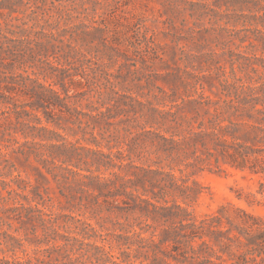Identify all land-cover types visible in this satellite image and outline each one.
<instances>
[{
	"label": "rangeland",
	"instance_id": "obj_1",
	"mask_svg": "<svg viewBox=\"0 0 264 264\" xmlns=\"http://www.w3.org/2000/svg\"><path fill=\"white\" fill-rule=\"evenodd\" d=\"M52 1L55 6L64 8L63 19L58 18ZM99 1L102 5L94 8L91 0H10L9 3L0 0L2 62L15 64L17 59L12 54L25 52V59H34V68L25 65L15 69L13 74L33 76L31 72H40L39 80L56 90H60L54 86L58 72L51 73V68L66 70L65 75L72 76L75 82L68 84V78L64 79L70 90L69 104L77 110L71 113V119L67 120V116L62 120L60 126L48 125L55 134L40 133L48 138L43 141L46 145H23L24 154H12L8 164L13 165L12 173L9 177L0 176V181L20 176L29 184L20 182L25 189L18 191L29 198L30 204L39 203L38 207L45 212L71 213L76 218L89 219L96 228L99 221L102 233L120 232L125 218L133 217L120 208V203H113L111 211L99 206L96 217L91 219L90 210L68 211L66 200L60 195L62 185L46 171L59 170L53 169L51 162L42 163L43 160L59 163L53 158L62 152L69 156L71 164H78L79 168L95 175L107 176L111 168L99 166L96 169L92 165L96 159L105 160L97 157L100 154L89 151L92 150L113 156L116 163L119 158L124 164L131 163L133 167L125 169L137 174L142 173L139 167L151 166L169 172L168 166H171V172L187 185L196 188L192 184L196 182L200 192L197 199L184 204L175 196L166 195L165 200L170 204L177 201L198 219L227 203L264 218V203L258 193L259 185H264V174L254 175L216 163L202 145L204 142L208 148V136L193 140L188 132L190 128L197 132L199 124L204 131L208 129L209 101L218 102L215 107L219 108L227 93L241 92L246 87L264 90V0ZM96 12L102 13V18ZM68 43L78 53L72 52L65 58ZM8 46L15 51L10 52ZM88 68L94 69L92 75ZM107 77L115 85L114 92L106 87ZM98 90L102 92L101 97L96 93ZM170 108L178 112V121L182 124L178 131L187 137L181 141L189 142V146L182 142L171 155L144 143V138L151 135L142 132L144 128L168 136L164 131L166 125L147 122L153 109ZM209 108L212 110L213 106ZM153 115L159 118L156 112ZM240 129L238 135L246 130L242 125ZM138 133L140 137L136 138ZM18 138L24 141L21 136ZM134 138L136 151L130 153ZM51 144L59 147L56 149ZM63 191L68 194V190ZM249 193L263 204L248 205L243 198ZM237 194L242 199H237ZM12 198H16L13 202L27 205L21 197ZM33 226V222L25 219L3 223L0 241L10 240L15 251L0 245V257L23 260L25 253L38 248L30 242ZM5 233L29 239L17 245Z\"/></svg>",
	"mask_w": 264,
	"mask_h": 264
},
{
	"label": "trees",
	"instance_id": "obj_2",
	"mask_svg": "<svg viewBox=\"0 0 264 264\" xmlns=\"http://www.w3.org/2000/svg\"><path fill=\"white\" fill-rule=\"evenodd\" d=\"M9 2L10 0H5V3ZM52 2L54 5L55 2ZM91 3L94 8L102 5L99 0H91ZM54 8L58 18L63 19L64 8L55 5ZM102 15L97 14L101 18ZM65 45H68V52L63 57H69L72 52L78 53L69 43ZM38 46L41 47V44L38 43ZM8 50L15 51L9 46ZM12 55L17 59V67L13 63L2 62L3 59L0 58V176L6 177L12 173L10 171L13 165L8 166L12 154H24L23 145H46L43 141L48 138L40 133L55 134L48 125L60 126L62 120L67 116V120L71 119V113L77 111L69 104L70 90L64 79L68 78V84L73 85L75 82L71 80L72 76L65 75L66 70L51 68V73L58 72V80L54 86L60 90H56L45 81L39 80L37 75L40 72H31L33 76L13 74L15 69L25 65L31 69L35 64L33 58H24L25 52ZM45 58L50 63L49 58ZM88 62L92 63L91 60ZM87 71L91 75L94 73L93 68H88ZM107 75L114 77L110 73ZM105 83L107 89L114 92L115 85L109 77ZM96 93L102 96L100 90ZM129 97L141 104L136 98ZM225 97L219 108L215 107L218 102L209 101L208 129L204 131L199 124L198 131L190 128L189 134L193 140L208 136V148L204 142L202 145L208 151V157H214L216 163L221 162L230 168L248 171L254 175L264 174V90L246 87L244 91L235 90L227 93ZM210 105L213 106L212 110ZM152 111L159 118L152 113L147 123L166 125L164 131L168 136L157 130L145 131L142 128V132L151 135V138H144V143L156 146L158 152L170 155L182 142L189 146V142L181 141L187 137L178 131L182 124L178 121L177 111H172L171 108L166 111ZM241 125L246 130L238 135ZM29 137L31 140H28ZM139 137L140 133L136 134V138ZM37 138L41 141L36 142ZM51 146L56 149L59 147L53 144ZM136 146L134 138L128 151L134 153ZM89 151L100 154L97 157L105 159H96L92 165L96 169L99 166L111 168L107 176L95 175L89 170L79 168L78 164H71L69 156L62 152L53 158L59 163L51 160L42 162H51L53 169L59 170L53 172L54 170L46 169L62 185L60 195L66 200L68 211L82 208L90 210L91 219L96 217L99 206L111 211L113 203H120V208L133 217L125 218V226L122 225L120 232L102 233L99 221H96V228L89 219H79L71 213L45 212L38 207L39 203L30 204L29 198L18 191L25 189L20 186V182L29 184L20 176L13 177L10 181L1 180L0 227L3 223L19 219L33 222V238L30 242L33 241L38 248L32 250V253H25L23 260L0 257V264H264V218L227 203L216 212L198 219L192 211L177 201L170 204L165 200V196L170 195L187 204V201L197 199L200 195L197 183H192L196 188L187 185L171 172V166H168L171 170L169 172L163 168L139 167L142 173L137 174L125 169L133 167L131 163L124 164L120 158L116 163L113 156ZM5 169L8 172H3ZM58 176L61 178L58 179ZM63 190H68V194ZM258 193L264 203L263 184L259 185ZM12 196L25 199L27 205L13 202L16 198ZM236 197L242 199L240 194ZM243 199L248 205L263 204L254 194L249 193ZM8 201L13 203L2 206ZM115 224L121 225L119 222ZM5 236L17 245H21L22 240L29 239L17 238L8 233ZM8 241L10 242L4 238L0 245H4L9 251H15L14 244Z\"/></svg>",
	"mask_w": 264,
	"mask_h": 264
}]
</instances>
